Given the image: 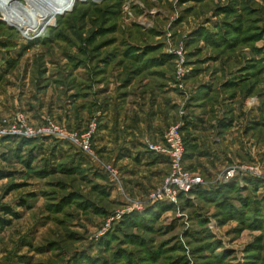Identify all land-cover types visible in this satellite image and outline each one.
Returning a JSON list of instances; mask_svg holds the SVG:
<instances>
[{
    "label": "rangeland",
    "instance_id": "374dc122",
    "mask_svg": "<svg viewBox=\"0 0 264 264\" xmlns=\"http://www.w3.org/2000/svg\"><path fill=\"white\" fill-rule=\"evenodd\" d=\"M8 2L0 264H264V0ZM174 125L203 181L171 198Z\"/></svg>",
    "mask_w": 264,
    "mask_h": 264
},
{
    "label": "built area",
    "instance_id": "2783aa9c",
    "mask_svg": "<svg viewBox=\"0 0 264 264\" xmlns=\"http://www.w3.org/2000/svg\"><path fill=\"white\" fill-rule=\"evenodd\" d=\"M56 132L61 137H69L71 141L77 143L85 152L89 151V141L91 133L87 132L81 137L75 133L66 134L58 126L51 124L49 128H41L37 132ZM34 132H30L32 134ZM164 145L154 146L155 148H164L169 156V162L171 166V174L166 179L165 185L168 189L164 188V193L174 198L177 192H188L194 188L195 185L202 182L203 179L200 176H194V174L185 170L183 167V158L186 152V145L181 135L178 125L170 126L164 135Z\"/></svg>",
    "mask_w": 264,
    "mask_h": 264
},
{
    "label": "crops",
    "instance_id": "0c3cea01",
    "mask_svg": "<svg viewBox=\"0 0 264 264\" xmlns=\"http://www.w3.org/2000/svg\"><path fill=\"white\" fill-rule=\"evenodd\" d=\"M118 137L119 138H118L117 144H109L108 145L109 148H116L119 146V149H124L125 151H126V149H130L131 151H133V150L139 151L141 149L144 150L142 137H140V136L137 137L134 134H129V133L127 134L126 137H124V136H118ZM114 138H115V136H108L107 135L104 140H108V139L114 140ZM192 146H193V143L188 141V143H187L188 154L191 153ZM194 159H196V157H194ZM191 160H192V158H190L188 161H191Z\"/></svg>",
    "mask_w": 264,
    "mask_h": 264
},
{
    "label": "trees",
    "instance_id": "16d2710c",
    "mask_svg": "<svg viewBox=\"0 0 264 264\" xmlns=\"http://www.w3.org/2000/svg\"><path fill=\"white\" fill-rule=\"evenodd\" d=\"M202 189H200V187L193 189L192 191H197V192H201ZM6 212H10L12 214L15 215V213H13L12 209H9L8 207L5 208ZM10 223V220H5L3 217H0V227L1 228H5L6 226H8Z\"/></svg>",
    "mask_w": 264,
    "mask_h": 264
},
{
    "label": "bare ground",
    "instance_id": "6f19581e",
    "mask_svg": "<svg viewBox=\"0 0 264 264\" xmlns=\"http://www.w3.org/2000/svg\"><path fill=\"white\" fill-rule=\"evenodd\" d=\"M8 1H9V0H1V3H2V2H5V3L7 2V3H9ZM4 5H5V4H4Z\"/></svg>",
    "mask_w": 264,
    "mask_h": 264
}]
</instances>
